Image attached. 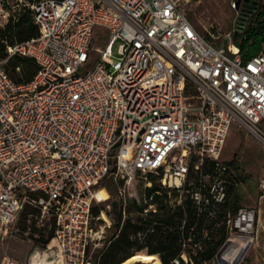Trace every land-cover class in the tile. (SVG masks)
I'll return each mask as SVG.
<instances>
[{"label": "built area", "instance_id": "built-area-1", "mask_svg": "<svg viewBox=\"0 0 264 264\" xmlns=\"http://www.w3.org/2000/svg\"><path fill=\"white\" fill-rule=\"evenodd\" d=\"M181 1L0 0V27L29 10L37 29L0 60V242L13 229L29 243L24 264H97L126 220L139 226L130 241L145 246L165 231L164 210L186 202L215 219L228 200L231 167L220 157L231 125L264 152V49L243 60L237 47L215 46L219 37L203 39ZM96 28L106 45L79 75ZM224 40L235 42L233 29ZM12 56L35 63L28 83L5 72ZM108 177L114 214L93 216ZM257 190L258 205L222 218L225 239L202 264L244 262L258 239L264 174ZM24 209L25 229L13 228ZM172 228L182 250L172 264H193L186 251L220 239L207 229L195 238L193 227L185 237L183 221Z\"/></svg>", "mask_w": 264, "mask_h": 264}, {"label": "trees", "instance_id": "trees-1", "mask_svg": "<svg viewBox=\"0 0 264 264\" xmlns=\"http://www.w3.org/2000/svg\"><path fill=\"white\" fill-rule=\"evenodd\" d=\"M37 36V29L33 24L31 12L29 10H21L18 20L8 22L4 27H0V60L6 59V47L16 43H21ZM243 60H248L254 57L264 49V0H259V9L250 20V26L235 41ZM5 72L8 77L16 84L28 83L37 71V67L33 60L29 58L12 56L4 64ZM231 169H235L234 161L226 162ZM204 167V172H206ZM230 172L228 186V200L222 208L220 214L215 219H208L202 216H197L191 205L186 202L184 208L176 210H164L162 220L165 225V231L157 232L151 235L146 241L145 246H135L129 239V234L135 232L139 226L131 225L129 220L125 224L119 236L113 239L107 247H105L96 257L97 264H121L131 256L135 255H155L159 258L161 264H172V261L180 255L181 248L177 244V235L172 228L173 224L184 222V236L188 237V229L193 227L194 237H200L202 229H207L211 235L219 236V241L213 246L196 250L195 256L191 251H186L191 257L193 264H202L208 261L215 254L221 242L225 239L227 233V224L222 219L228 214H232L240 208L241 197L236 190L234 177ZM232 176V177H231ZM102 181L99 190H106L111 193L115 189V184ZM101 210L98 207H93V216H98ZM28 209H24L17 222V227L20 230L25 229V215ZM219 224L217 232L211 231L212 227ZM215 232V233H214ZM7 238V237H6ZM5 238V239H6ZM31 245L29 244L28 252ZM27 252V254H28ZM27 256V255H26ZM26 260V259H25ZM25 263V262H24ZM21 263V264H24Z\"/></svg>", "mask_w": 264, "mask_h": 264}, {"label": "rangeland", "instance_id": "rangeland-1", "mask_svg": "<svg viewBox=\"0 0 264 264\" xmlns=\"http://www.w3.org/2000/svg\"><path fill=\"white\" fill-rule=\"evenodd\" d=\"M231 2L232 0H182L181 7L188 21L203 39L210 41L209 34L215 35L219 37V40L215 43L210 42L214 43L215 46L227 48L228 45L237 46L236 42L224 40V35L232 30L237 17V13L230 7ZM106 42V31L96 28L91 41L89 63L80 69L79 75L89 70L97 59L96 51L102 50ZM186 101L192 102L194 100L189 96ZM220 159L224 162L234 161L235 169H231V172L234 173L233 181L241 197L240 206L253 207L258 205L257 182L264 174V152L259 143L244 130L240 123L236 122L231 125ZM148 179H152V177L149 176ZM110 180L115 184V189L111 193L104 190L107 194V200L96 205L105 213L107 218L112 217L117 203L116 183L113 178H106L104 183H109ZM117 183L119 184V181ZM228 196L230 198V195ZM259 207L258 239L242 264H264V200ZM16 227L17 225L13 226V228ZM114 227L113 224L108 234L114 232ZM28 249L29 243L21 239L11 229V234L0 242V264L24 263Z\"/></svg>", "mask_w": 264, "mask_h": 264}, {"label": "water", "instance_id": "water-1", "mask_svg": "<svg viewBox=\"0 0 264 264\" xmlns=\"http://www.w3.org/2000/svg\"><path fill=\"white\" fill-rule=\"evenodd\" d=\"M234 2L237 17L233 26V40L236 41L250 26L248 19L258 11L259 0H234Z\"/></svg>", "mask_w": 264, "mask_h": 264}, {"label": "bare ground", "instance_id": "bare-ground-1", "mask_svg": "<svg viewBox=\"0 0 264 264\" xmlns=\"http://www.w3.org/2000/svg\"><path fill=\"white\" fill-rule=\"evenodd\" d=\"M99 202H104L107 200V194L104 190H100L97 195ZM121 264H160L157 256L155 255H135L131 256L129 259Z\"/></svg>", "mask_w": 264, "mask_h": 264}, {"label": "flooded vegetation", "instance_id": "flooded-vegetation-1", "mask_svg": "<svg viewBox=\"0 0 264 264\" xmlns=\"http://www.w3.org/2000/svg\"><path fill=\"white\" fill-rule=\"evenodd\" d=\"M253 16H251L249 19H248V23H250V20L252 19Z\"/></svg>", "mask_w": 264, "mask_h": 264}, {"label": "crops", "instance_id": "crops-1", "mask_svg": "<svg viewBox=\"0 0 264 264\" xmlns=\"http://www.w3.org/2000/svg\"><path fill=\"white\" fill-rule=\"evenodd\" d=\"M233 29V28H232ZM196 30V29H195ZM261 52V51H260ZM160 262V261H159ZM161 264V263H160Z\"/></svg>", "mask_w": 264, "mask_h": 264}]
</instances>
